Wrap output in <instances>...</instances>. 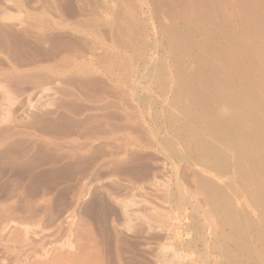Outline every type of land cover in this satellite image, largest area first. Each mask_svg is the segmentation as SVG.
Masks as SVG:
<instances>
[{"label":"rangeland","instance_id":"rangeland-1","mask_svg":"<svg viewBox=\"0 0 264 264\" xmlns=\"http://www.w3.org/2000/svg\"><path fill=\"white\" fill-rule=\"evenodd\" d=\"M206 1L0 0V264H264V0Z\"/></svg>","mask_w":264,"mask_h":264},{"label":"bare ground","instance_id":"bare-ground-1","mask_svg":"<svg viewBox=\"0 0 264 264\" xmlns=\"http://www.w3.org/2000/svg\"><path fill=\"white\" fill-rule=\"evenodd\" d=\"M186 1L189 2V6H190V9H189V10H191L193 13H197V12L199 11V10L197 11V8H199V7H197L198 4L195 5L196 0H186ZM201 1H202V0H201ZM205 1H206V0H205ZM247 1H248V0H247ZM182 2H183V1H182ZM184 2H185V1H184ZM198 2H200V1H198ZM198 2H197V3H198ZM207 2H208V1H206V3H207ZM209 2H210V1H209ZM250 2H251V1H250ZM200 3H202V2H200ZM208 4H209V3H208ZM221 4H222V3H221ZM221 4H220V5H221ZM231 4H232V3H231ZM169 5H170V4H169ZM183 5H184V4H183ZM186 5H187V4H186ZM201 5H202V4H201ZM201 5H200V6H201ZM189 6H188V8H189ZM203 6H204V2H203ZM203 6H202V8H204ZM207 6H208V5H207ZM232 6H233V5H232ZM249 6H250V5H249ZM175 7H176V6H175ZM185 7H186V6H185ZM216 7H217V6H216ZM220 7H221V6H220ZM186 9H187V8H186ZM205 10H206V9H205ZM212 10H213V9H212ZM218 10H219V8H218ZM203 11H204V10H203ZM259 11H260V10H259ZM193 13H192V14H193ZM203 15H204V14H203ZM207 15H208V13H207ZM187 16H188V15H187ZM196 16H198V15L196 14ZM199 16H200V15H199ZM256 16H257V15H256ZM241 17H242V16H241ZM243 18H244V17H243ZM248 18H249V17H248ZM202 19H203V18H202ZM207 19H208V18H207ZM187 20H188V19H187ZM228 20H229V19H228ZM210 21H211V20H210ZM263 22H264V21H263ZM263 22H262V23H263ZM249 24H250V23H249ZM236 25H237V24H236ZM252 26H253V25H252ZM219 29H220V28H219ZM229 32H230V31H229ZM199 33H200V32H199ZM221 33H222V32H221ZM222 34H223V33H222ZM228 35H229V34H228ZM233 35H234V34H233ZM224 36H225V35H224ZM226 36H227V35H226ZM231 36H232V35H231ZM227 40H228V39H227ZM227 40H226V41H227ZM257 41H258V40H257ZM193 42H194V41H193ZM206 42H207V41H206ZM188 44H189V43H188ZM207 44H208V43H207ZM200 45H201V44H200ZM200 45H199V46H200ZM209 46H210V45H209ZM241 47H242V46H241ZM222 48H223V47H222ZM244 48H245V47H244ZM243 50H244V49H243ZM243 50H242V51H243ZM209 51H210V50H209ZM203 52H204V51H203ZM204 53H205V52H204ZM254 54H255V53H254ZM205 55H206V54H205ZM239 55H240V53H239ZM241 55H242V54H241ZM192 58H193V57H192ZM202 59H203V58H202ZM218 60H219V59H218ZM195 61H196V59H195ZM203 61H204V60H203ZM203 61H202V62H203ZM183 64H184V63H183ZM202 64H203V63H202ZM180 65H181V64H180ZM209 65H211V64H209ZM192 66H194V65H192ZM212 67H214V66H212ZM206 68H207V67H206ZM208 70H209V69H208ZM210 70H212V69H210ZM222 71H223V70H222ZM222 73H223V72H222ZM184 74H185V73H184ZM215 74H216V73H215ZM218 76H219V75H218ZM181 77H182V76H181ZM250 80H251V79H250ZM201 82H202V81H201ZM179 84H180V83H179ZM181 85H182V84H181ZM180 87H181V86H180ZM216 88H217V87H216ZM224 89H225V88H224ZM6 91H7V90H6ZM219 91H220V90H219ZM235 92H236V91H235ZM212 93H213V92H212ZM239 95H240V94H239ZM241 95H242V94H241ZM242 96H243V95H242ZM193 97H194V96H193ZM198 97H200V96L198 95ZM194 98H195V97H194ZM200 98H201V97H200ZM239 98H240V97H239ZM192 99H193V98H192ZM195 100H196V99H195ZM230 100H231V99H230ZM231 101H232V100H231ZM242 101H243V100H242ZM245 102H246V101H245ZM233 103H234V102H233ZM206 104H207V103H206ZM243 104H244V103H243ZM245 104H246V103H245ZM245 104H244V105H245ZM260 104H261V103H260ZM204 105H205V104H204ZM232 105H233V104H232ZM234 105H236V104H234ZM247 105H248V104H247ZM262 105H263V104H262ZM205 107H206V106H205ZM245 107H246V106H245ZM249 107H250V106H249ZM249 107H246V108H247V111H248ZM238 108H239V107H238ZM250 108H251V107H250ZM236 109H237V108H236ZM251 109H252V108H251ZM251 109H249V111H250ZM187 110H188V109H187ZM200 110H201V109H200ZM211 110H212V109H211ZM211 110H210V111H211ZM254 110H255V109H254ZM257 110H258V109H257ZM257 110H255V111H257ZM260 110H261V109H260ZM244 111H246V109H245ZM249 111H248V112H249ZM251 111H252V110H251ZM251 111H250V112H251ZM255 111H254V112H255ZM258 111H259V110H258ZM201 112H203V110H201ZM207 112H208V111H207ZM248 112H247V114L249 115L250 112H249V113H248ZM239 113H240V112H239ZM244 113H245V112H244ZM244 113H243V114H244ZM252 113H253V112H252ZM255 113H256V112H255ZM259 113H260V112H259ZM202 114H203V113H202ZM208 114H210V113H208ZM217 114H219V113H217ZM247 114L245 113V115H247ZM256 114H257V113H256ZM256 114H255V115H256ZM210 115H211V117H212V116H214V117L217 116V115H215V113H214V115H212V114H210ZM210 115H209V117H210ZM235 115H236V114H235ZM252 115H253V114H252ZM258 115H260V114H258ZM258 115H256V116H258ZM228 116H230V115H228ZM236 116H237V115H236ZM209 117H208V118H209ZM218 117H219V116H218ZM220 117H221V116H220ZM231 117H232V116H231ZM231 117H230V118H231ZM247 117H248V116H247ZM250 117L252 118V116H250ZM263 117H264V116H263ZM238 118H239V117H238ZM238 118H237V119H238ZM242 118H243V117H242ZM251 118H250V119H251ZM257 118H261V117L258 116ZM221 119H222V118H221ZM223 119H224V118H223ZM223 119H222V120H223ZM231 119H232V118H231ZM245 119H246V118H245ZM261 119H262V118H261ZM226 120H227V119H226ZM246 120H247V119H246ZM254 120H256V122H257V119H254ZM254 120H253V121H254ZM259 120H260V119H259ZM263 120H264V118H263ZM263 120H262V122H263ZM208 121H209V120H208ZM174 122H175V121H174ZM210 122H211V121H210ZM210 122H209V123H210ZM212 122H213V121H212ZM219 122H221V121H219ZM227 122H228V121H227ZM227 122L225 121V123H227ZM229 122H230V120H229ZM251 122H252V120H251ZM254 122H255V121H254ZM249 123H250V122H249ZM212 124L214 125V123H212ZM215 124H217V122H216ZM227 124H228V123H227ZM253 124L256 125V123H253ZM263 124H264V122H263ZM219 125H220V124H219ZM258 125H259V122H258ZM260 125H261V124H260ZM228 126H229V125H228ZM256 126H257V125H256ZM213 127H215V125H214ZM217 127H218V126H217ZM241 127H242V126H241ZM254 127H255V126H254ZM260 127H261V126L257 127L258 130H259ZM131 128H132V127H131ZM210 128H211V126H210ZM219 128H220V127H219ZM219 128H218V129H219ZM228 128H230V127H228ZM243 128H244V127H243ZM248 128H250V127H248ZM257 128H256V129H257ZM214 129H216V128H214ZM260 129H262V128H260ZM211 130H212V129H211ZM216 130H217V129H216ZM216 130H215V131H216ZM204 131H205V130H204ZM221 131L223 132V129H222ZM238 131H239V130H238ZM249 131H251V130L249 129ZM211 132H212V131H211ZM224 132H225V130H224ZM224 132H223V133H224ZM258 132H259V131H258ZM261 132H262V130H261ZM261 132H260V134H262ZM263 132H264V131H263ZM200 133H201V132H200ZM216 133H217V132H216ZM225 133H226V132H225ZM247 133H248V132H247ZM247 133H244V134L247 135ZM251 133H253V131H252ZM175 134H176V133H175ZM178 134H179V133H178ZM226 134H227V133H226ZM255 134H256V133H255ZM249 135H250L249 138H252L251 135H253V134H249ZM181 136H182V135H181ZM217 136H218V135H217ZM226 136H227V135H226ZM242 136H243V135H242ZM242 136H241V137H242ZM247 136H248V135H247ZM257 136H258V135H257ZM220 137H221V136H220ZM220 137H219V138H220ZM253 137H256V136L254 135ZM222 138H223V137H222ZM237 138H239V136H238ZM237 138H236V139H237ZM257 138H259V136H258ZM262 138H263V137H262ZM262 138L260 137L259 140H261ZM245 139H246V138H245ZM247 139H248V138H247ZM221 140H222V139H221ZM226 140H228V139H226ZM237 140L239 141V139H237ZM249 140H250V139H249ZM251 141H252V140H251ZM251 141H249V142H251ZM254 141H255V140H254ZM223 142H224V141H223ZM261 142H262V141H261ZM235 143H236V142H235ZM237 143H238V142H237ZM237 143H236V144H237ZM251 143L253 144V142H251ZM223 144H224V143H223ZM240 144H241V143H239V145H240ZM247 144H248V143H247ZM227 145H228V144H227ZM241 145H242V144H241ZM217 146H218V145H217ZM228 146H229V145H228ZM237 146H238V144H237ZM242 146H243V145H242ZM242 146H241V147H242ZM244 146H245V145H244ZM244 146H243V147H244ZM251 146H252V145H251ZM257 146H258V145H257ZM258 147H259V146H258ZM244 148H245V150H246V147H244ZM240 149H241V148H240ZM240 149H239V150H240ZM251 149H252V147H251ZM256 149H257V148H256ZM256 149H255V150H256ZM258 149H259V148H258ZM208 150H209V149H208ZM253 150H254V149H252V151H253ZM259 150H260V149H259ZM259 150H258V151H259ZM235 151L238 152L237 150H235ZM241 151H243V150H241ZM241 151H240V153H241ZM210 152H211V151H210ZM253 152H254V151H253ZM212 153H213V152H212ZM214 153H215V151H214ZM240 153H239L238 155H240ZM254 153H256V152H254ZM258 153H259V152H258ZM260 153H261V152H260ZM262 153H263V152H262ZM216 154H217V153H216ZM235 154H236V153H235ZM241 154H242V153H241ZM245 154H246V153H245ZM247 154H248V153H247ZM213 155H214V154H213ZM242 155H244V154H242ZM242 155H241V157H243ZM261 155H262V154H261ZM210 156H211V154H210ZM210 156H209V157H210ZM244 156H246V155H244ZM262 156H263V155H262ZM206 157H207V156H206ZM224 157H226V156H224ZM246 157H247V156H246ZM251 157H252V156H251ZM260 157H261V156H260ZM222 158H223V156L221 157V159H222ZM248 158H249V157H248ZM248 158H246V159H248ZM262 158H263V157H262ZM219 159H220V158H219ZM229 159H230V157H229ZM239 159H242V158L239 157ZM250 159H251V158H250ZM253 159H254V162L257 161V159H255V158H253ZM208 160H209V159H208ZM216 160H217V159H216ZM216 160H215V161H216ZM242 160H243V159H242ZM240 161H241V160H240ZM240 161H239V162H240ZM252 161H253V160H252ZM258 161H259V160H258ZM204 162H205V161H204ZM217 162H218V161H217ZM239 162H238V163H239ZM241 162H242V161H241ZM259 162H260V161H259ZM244 163H245V162H244ZM206 164H207V163H206ZM221 164H222V163H221ZM239 164H240V163H239ZM242 164H243V163H242ZM247 164H249V162H248ZM254 164H255V163H254ZM256 164H258V163H256ZM256 164L254 165L255 168H256V166H257ZM212 165H213V164H212ZM262 165H263V164H262ZM208 166H210V165H208ZM216 166H217V165H216ZM218 166H219V165H218ZM220 166H222V165H220ZM238 166H240V165H238ZM238 166H235V167H238ZM252 166H253V165H252ZM258 166H259V164H258ZM223 167H225V166H222L221 169L219 168V170H221V173L223 172V171H222V170L224 169ZM240 167H241V166H240ZM240 167H239V168H240ZM242 167H243V166H242ZM261 167H262V166H261ZM261 167L259 166V168H261ZM239 168H238V169H239ZM247 168H248V166H247ZM252 168H253V167H252ZM263 168H264V167H263ZM238 169H237V170H238ZM240 169H242V168H240ZM253 169H254V168H253ZM242 170L244 171L245 168H243ZM242 170H241V171H242ZM248 170H249V169H247V171H248ZM259 170H261V169H258V171H259ZM214 171H215V169H214ZM239 171H240V170H239ZM243 171H242V172H243ZM219 172H220V171H219ZM244 172H245V171H244ZM259 172H260V174L262 173L261 171H259ZM256 173H257V172H256ZM244 174H245V173H244ZM244 174H243V175H244ZM248 175H250V174H248ZM255 175H256V174H255ZM261 175H263V174H261ZM251 176L253 177V176H254V173H253L252 175H250V177H251ZM257 176H258V175H257ZM257 176L255 177V181H254V182H256V180H257V179H256ZM263 177H264V176H263ZM244 178H245V177H244ZM245 179H246V178H245ZM247 179H248V178H247ZM249 179H251V178H249ZM249 179H248V180H249ZM251 180H252V179H251ZM259 180H260V179H259ZM207 181H208V180H207ZM209 182H210V181H209ZM211 182H212V181H211ZM250 182H251V181H250ZM260 182H261V181H260ZM260 182H259V183H260ZM213 183H214V181H213ZM256 183H258V182H256ZM209 184H210V183H209ZM263 184H264V183H263ZM215 185H216V183H215ZM215 185H214V186H215ZM260 186H261V184H260ZM215 187H216V186H215ZM220 187H221V186H220ZM221 189H222V190H221ZM221 189L218 188L219 191H222V192H223V188H221ZM250 189H251V188H250ZM262 189H263V188H262ZM214 190H215V189H214ZM216 190H217V189H216ZM260 190H261V189H260ZM224 191H225V190H224ZM257 191H259V190H257ZM225 192H226V191H225ZM225 192H224V193H225ZM261 192H263V191H261ZM193 193H194V192H193ZM218 193H219V192H218ZM220 193H221V192H220ZM162 194H163V193H162ZM190 194H191V193H190ZM215 194H216V193H215ZM221 194H222V193H221ZM259 194H260V193H259ZM262 194L264 195V193H262ZM218 195H220V194H217V196H218ZM223 195H225V194H223ZM163 196H164V195H163ZM191 196H192V195H191ZM220 196H221V195H220ZM261 196H262V195H261ZM262 197H263V196H262ZM221 198H222V196H221ZM223 198H224V197H223ZM260 199H262V198L260 197ZM201 200H202V199H201ZM201 200H200V201H201ZM262 201H263V200H262ZM225 202H226V201H225ZM126 203H127V202H126ZM225 204H226V203H225ZM231 204H232V203H231ZM132 206H133V205H132ZM130 207H131V206H130ZM232 210H233V209H232ZM218 211H219V210H218ZM231 212H232V211H231ZM210 216H211V215H210ZM238 232H239V231H238ZM2 262H3V264H4V263H6L7 261H6V259L3 258Z\"/></svg>","mask_w":264,"mask_h":264}]
</instances>
